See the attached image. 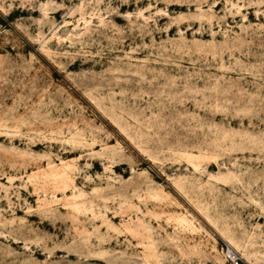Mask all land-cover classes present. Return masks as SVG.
<instances>
[{"label": "rangeland", "instance_id": "obj_1", "mask_svg": "<svg viewBox=\"0 0 264 264\" xmlns=\"http://www.w3.org/2000/svg\"><path fill=\"white\" fill-rule=\"evenodd\" d=\"M0 264H264V0H0Z\"/></svg>", "mask_w": 264, "mask_h": 264}]
</instances>
